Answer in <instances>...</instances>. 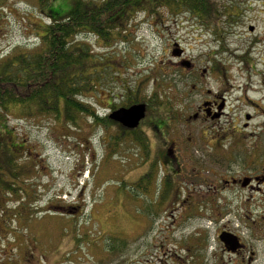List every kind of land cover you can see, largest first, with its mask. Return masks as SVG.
Here are the masks:
<instances>
[{"label":"rangeland","instance_id":"374dc122","mask_svg":"<svg viewBox=\"0 0 264 264\" xmlns=\"http://www.w3.org/2000/svg\"><path fill=\"white\" fill-rule=\"evenodd\" d=\"M70 1L48 0L44 9L65 13L71 7ZM217 1L219 9L233 4L235 10H240L236 11L233 24H227V18H222L226 27L225 45L218 41L211 25L201 23L185 11L178 16L179 20H168L166 14L163 17L168 20L166 27H159L151 16L141 11L132 19L127 36H114L109 42L93 35L83 36L91 44L92 59H98L99 63L91 64L89 71L98 68L111 75L106 80L108 83L99 92H93L88 101L100 116H105L111 112V103L119 106L138 90L147 106L146 117L140 125L151 129L149 121L157 112L148 99H153L158 85L163 98L169 97L166 101L177 112L174 122L167 127L166 136L172 143L176 141L172 150L176 146L180 153L189 154L187 160L182 157L183 163L187 161L184 174L182 170L167 171L158 160L160 156H146L152 152L147 143L149 137L137 129L134 134L144 137L142 143L134 135L127 137L126 129L120 130L116 125L94 126L92 119L83 114L78 117L80 126H74L64 120L60 124L51 116L38 115V109L23 114L26 111L23 106L8 112L11 115L6 119V126L2 125L3 113H0V134H6L2 131L5 127L11 132L7 136L9 140L2 143L0 156L4 150L18 149L19 142H24L19 150L28 153L19 160L17 182L6 188L0 185V264H20L19 260L29 264L30 251L42 264H57L58 260L61 264H131L135 259L148 264H196L197 256H209L213 260L212 225L208 221L202 225L211 245L207 249L193 246L196 237L192 232L199 219L181 217V198L185 190H192L206 199L209 186L201 178L218 180L216 175L228 169L229 164L242 168V156H260L258 148L263 141L260 135L251 136L245 144L236 147L246 148V153L236 150L229 154L230 132L213 138L192 116L201 100L208 96L202 95L204 91L210 89L220 94L229 89V117L240 110L251 112L255 115L252 126L258 132L264 121V0ZM42 10L39 0H0V58L17 46L39 40L41 25L49 22ZM123 55L130 59V64L121 67L119 58ZM192 62L196 65L190 73L188 68ZM202 68H207L203 76ZM151 77L156 78L154 82ZM122 78L128 80L125 83L127 90H131L130 95L125 93ZM115 94L119 96L113 100ZM244 94L259 105L256 110L245 105ZM158 110L168 112L165 104ZM111 138L113 145H108ZM225 156H236V161ZM195 173L202 177H195ZM139 179L147 185L139 194L142 201L151 205L153 202L156 213L163 217L170 212L165 213L164 202L174 200L171 213L180 217L178 221L163 219L147 227L143 204L139 203L138 209L134 205V188ZM222 192L219 189L215 196L224 211H232L229 215L232 226L240 228L238 217L244 209L238 199L242 201L248 192L241 188L228 190L226 197L230 203ZM23 199L40 207L34 210L40 214L32 221L21 222L10 212ZM47 209L52 213H46ZM206 210L211 212L212 207ZM111 237L120 240L113 242L120 245L113 252L110 251Z\"/></svg>","mask_w":264,"mask_h":264},{"label":"trees","instance_id":"16d2710c","mask_svg":"<svg viewBox=\"0 0 264 264\" xmlns=\"http://www.w3.org/2000/svg\"><path fill=\"white\" fill-rule=\"evenodd\" d=\"M39 2L43 9L42 13L49 20L48 23L41 25L42 33L38 36L39 40L32 44L17 46L6 57L0 58V113H3L4 120L2 125L7 126L6 119L11 115L8 112L12 111V108L23 106L26 108L23 114L34 113L38 109V115L51 116L60 124L64 120L74 126H80L78 117L83 114L92 119L91 123L94 126L109 128L116 125L109 115L100 116L97 109L88 101L93 92H99L100 88L108 83L111 75L98 68L89 71L91 64L99 63L96 61L98 59H92L94 52L90 49L91 44L83 36L93 35L109 42L114 36H127L132 19L141 11L148 17L151 16L159 27H166L170 18L179 20L178 16L187 12L197 17L201 23L211 25L219 37L218 41L225 45L223 33L226 27L222 18H227V24L229 22L233 24L235 17L237 18L236 11H240L235 10L233 4L227 9H219L217 0H71V7L65 13L53 9L46 11L44 8L48 0ZM165 15L168 20L163 18ZM245 59L248 60L247 57ZM119 60L121 67L130 64V59L126 55L121 56ZM119 74L123 77V74ZM155 79L151 77L150 80L154 82ZM127 81V78H122L121 82L126 86L125 93L130 95L131 90H127L125 83ZM136 83L139 82L136 80ZM158 88L160 87L157 85L153 99H148L150 106L155 107L156 112L162 113L161 117L152 118V125L157 129L159 127L157 122L165 124L174 122L177 113L171 102L166 101L170 98H163L162 90ZM134 91L136 92L135 95L132 94L134 96H128L120 104L129 106L146 100L140 96L138 90ZM118 96L115 94L113 100ZM164 104L168 109L166 114L158 110L159 106ZM119 106L111 103L113 109ZM6 129L5 127L2 130L6 133L4 136L0 134V150L3 141L9 140L7 136L11 132ZM124 129L127 137L134 135L139 142L144 141V137L140 135L137 137L134 134L136 130L126 127ZM112 140L111 138L108 145H113ZM19 144L18 149L14 148L15 150L12 149L14 151H9L10 153L4 150L3 156H0V185L4 188L17 182L20 174L19 160L28 154L25 150H19L24 146V142ZM9 175L10 178L6 177ZM109 240L111 252L119 248L120 245L113 243L120 241L119 239L111 237Z\"/></svg>","mask_w":264,"mask_h":264},{"label":"flooded vegetation","instance_id":"af4514ba","mask_svg":"<svg viewBox=\"0 0 264 264\" xmlns=\"http://www.w3.org/2000/svg\"><path fill=\"white\" fill-rule=\"evenodd\" d=\"M195 65L196 64L194 62L189 65L190 69L188 68V70L190 73H193ZM206 70L207 68L201 69L202 76L204 75L203 72ZM194 87L196 88V86ZM227 90L229 92L231 91L229 89ZM229 92L224 91L217 94L210 89L204 91L202 95L208 94V96L201 100L198 105L197 112L192 117L203 125L205 129L210 132L209 135L213 138H221L230 132L228 138H231V143L229 149L227 150L229 154L232 151L238 150L236 147L245 144L246 139L251 136H255L257 138L258 135H260V138L263 141L261 147L258 148L261 149V155L242 156L244 158L242 160V168H235L236 165L229 164L228 169H223L222 173L216 175L218 180H213L212 182L202 177V175L195 173V177H202L201 180L209 186V191L207 192L208 197L205 199L203 196L199 195L198 192L196 193L192 190H185V194L183 198H181L180 215H182L181 217L186 220L187 217L188 219L191 217L199 219L196 222L198 226H196L192 232L196 237H194L196 241L192 239L195 242L193 246L207 249L208 246L211 245L210 240L208 239V232L202 226L206 221H208V223L212 225V229H214L215 245H211V247L215 249L212 252L213 260L210 261L209 256H197L196 264H264V137L261 136V134L264 133V121H262L261 125H259L260 130L258 132V130L252 126V121L255 115L250 114L251 112H243L240 110L237 114H232L233 116L229 117L227 113ZM242 98L245 100V105L254 106L255 110L258 108L259 105L252 99L248 98L246 94H244ZM110 109L111 111L113 110V108ZM161 114L162 113L157 112L153 118H159L161 117ZM116 123V126L120 128V130L125 127L119 122ZM157 123L159 124L158 129L152 125V121H149L148 126L151 127L153 131L148 127L143 128L141 125L135 128L149 137V141L147 143L152 152L150 154L145 152V155L160 156L158 160L162 162L167 171H177L179 173V171L182 170L184 174V167H187L184 165L187 164V161L186 163H183L182 157L184 156L183 158L186 159L189 154H184L186 152L180 153L177 149H175L176 146L172 150V146L176 143V141L172 143L166 136V130L167 127L170 126V123ZM245 149L246 148L239 149L238 151L242 150L245 152ZM140 155L143 156V153ZM225 157L230 159V161H236V156ZM143 187L147 188V185L142 183L139 179L134 188V194L136 197L134 205L138 209V204H143V211L146 210L147 214V227L154 226L158 220L162 221L164 219V221H167L173 219L174 222H176L180 219L179 216L171 213L172 205L175 203L174 200L164 202L165 213L169 210L170 212L167 216H159L155 211L153 202L151 205V202L147 203L142 201V197L139 194H141V189ZM232 188H241L243 191L248 192V195H246L242 201L238 199L241 204L240 207L244 209L243 214L238 217L240 219V228L232 226V220L229 218L232 211L230 209L224 211L220 206V200L215 196V193L219 189H222V193H225V200L230 203L226 197V192ZM173 198H176L175 195H173ZM13 207H15L16 210L12 211V209L9 208L11 209L10 212L20 218L21 222L23 220L32 221V219L36 218L38 213L40 214V212L34 211L39 210L40 207H37L32 203H28V200L26 199H23L22 202H18V204ZM206 207H212L211 212H208ZM51 209H47L46 213H52ZM74 209L77 210L78 208L74 207ZM155 214L159 216L157 219ZM171 216H174V218H171ZM42 217L43 216L39 218ZM243 229L246 230L243 231L244 235L242 233ZM33 244L35 245V242ZM258 247H261V249ZM30 250L33 249L31 248ZM30 252L32 254L27 258L29 264H42L37 256L34 255L33 251ZM19 262L22 264L20 260ZM57 264H61V262L58 260ZM131 264L148 263L142 262L140 259H135Z\"/></svg>","mask_w":264,"mask_h":264},{"label":"water","instance_id":"95a60500","mask_svg":"<svg viewBox=\"0 0 264 264\" xmlns=\"http://www.w3.org/2000/svg\"><path fill=\"white\" fill-rule=\"evenodd\" d=\"M147 106L145 103H135L128 107H120L110 113V118L122 123L127 128H135L146 116Z\"/></svg>","mask_w":264,"mask_h":264}]
</instances>
